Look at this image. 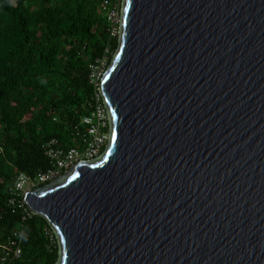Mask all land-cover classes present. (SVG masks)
I'll return each instance as SVG.
<instances>
[{
	"label": "water",
	"instance_id": "obj_1",
	"mask_svg": "<svg viewBox=\"0 0 264 264\" xmlns=\"http://www.w3.org/2000/svg\"><path fill=\"white\" fill-rule=\"evenodd\" d=\"M102 155L23 200L56 264H264V0H123Z\"/></svg>",
	"mask_w": 264,
	"mask_h": 264
},
{
	"label": "trees",
	"instance_id": "obj_2",
	"mask_svg": "<svg viewBox=\"0 0 264 264\" xmlns=\"http://www.w3.org/2000/svg\"><path fill=\"white\" fill-rule=\"evenodd\" d=\"M111 25L102 0H0V245L21 232L13 264L57 263L51 227L41 216L12 212L8 188L16 172L50 167L45 142L80 145L72 126L93 102L89 65L104 57L108 67L118 48Z\"/></svg>",
	"mask_w": 264,
	"mask_h": 264
},
{
	"label": "built area",
	"instance_id": "obj_3",
	"mask_svg": "<svg viewBox=\"0 0 264 264\" xmlns=\"http://www.w3.org/2000/svg\"><path fill=\"white\" fill-rule=\"evenodd\" d=\"M122 1L102 0V8L107 11V21L112 24L110 31L113 36L119 34ZM119 13L120 18L117 22ZM113 27H116L114 32H112ZM105 61L103 57L89 65L88 80L95 89L93 102L88 103L89 113L81 118L80 125L72 126V134L77 139V144L80 145L66 147L61 145L57 139H51L42 145L44 154L49 159L50 167L34 176L20 171L16 172V176L8 188L7 204L12 212H20L23 220L33 216L23 200L27 191L35 190L53 181L81 161L93 160L104 153L111 134V121L100 93V84L105 75ZM46 234L50 241L54 242L56 238L53 230L46 229ZM21 241V232L16 230L4 244L0 245V264H13L20 258Z\"/></svg>",
	"mask_w": 264,
	"mask_h": 264
},
{
	"label": "rangeland",
	"instance_id": "obj_4",
	"mask_svg": "<svg viewBox=\"0 0 264 264\" xmlns=\"http://www.w3.org/2000/svg\"><path fill=\"white\" fill-rule=\"evenodd\" d=\"M116 16V15H115ZM114 16V17H115ZM119 18H120V13H119V16L117 15V22H119ZM114 31H116V27H113V30H112V32H114ZM109 67V66H108ZM108 67H107V62L105 61V70H104V73H106V71H107V69H108ZM103 73V74H104Z\"/></svg>",
	"mask_w": 264,
	"mask_h": 264
}]
</instances>
